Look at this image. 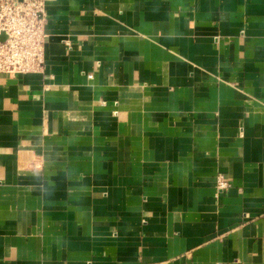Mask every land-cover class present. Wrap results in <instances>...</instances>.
<instances>
[{
    "label": "crops",
    "instance_id": "obj_1",
    "mask_svg": "<svg viewBox=\"0 0 264 264\" xmlns=\"http://www.w3.org/2000/svg\"><path fill=\"white\" fill-rule=\"evenodd\" d=\"M45 10L0 74V264H264V0Z\"/></svg>",
    "mask_w": 264,
    "mask_h": 264
},
{
    "label": "built area",
    "instance_id": "obj_2",
    "mask_svg": "<svg viewBox=\"0 0 264 264\" xmlns=\"http://www.w3.org/2000/svg\"><path fill=\"white\" fill-rule=\"evenodd\" d=\"M45 0H0V74L39 73L43 68ZM218 189L228 183L216 178Z\"/></svg>",
    "mask_w": 264,
    "mask_h": 264
},
{
    "label": "water",
    "instance_id": "obj_3",
    "mask_svg": "<svg viewBox=\"0 0 264 264\" xmlns=\"http://www.w3.org/2000/svg\"><path fill=\"white\" fill-rule=\"evenodd\" d=\"M3 38V36H0V39H2Z\"/></svg>",
    "mask_w": 264,
    "mask_h": 264
}]
</instances>
